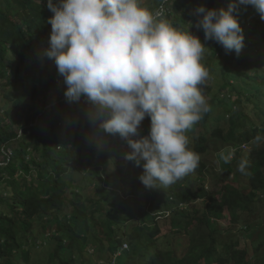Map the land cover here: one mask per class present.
<instances>
[{
  "label": "trees",
  "instance_id": "16d2710c",
  "mask_svg": "<svg viewBox=\"0 0 264 264\" xmlns=\"http://www.w3.org/2000/svg\"><path fill=\"white\" fill-rule=\"evenodd\" d=\"M162 2L165 1L158 0ZM166 2L162 14L177 28L194 24L198 19L194 10L201 5L209 9L228 6L226 0ZM53 16L47 0H0V264H15L17 258L28 264L30 249L43 244H54V248L37 264H91L85 248L92 231L96 237H105L107 243L104 251L107 260L97 264H110L123 243L128 247L115 258V264H264V209L258 211L261 217L248 219L242 225L241 237L249 240L243 247L230 228L220 229L222 220L234 223L241 216L255 215V206L264 203V144L252 142L258 134L264 135V108L257 102L260 93L264 96V50L254 59L244 52L237 55L234 50L222 56L224 49L219 43L204 41L202 29L189 27L209 47L203 63L213 78L215 90L205 93L211 110L187 133L190 147L200 154L199 166L166 191L167 202L174 206L166 207L173 210V216L169 218V233H165L157 221L162 213L157 211L158 207L153 205L139 214L134 211L141 209L139 205L130 203L132 192L145 187L138 179L144 161L141 166L135 161H128V165L123 162L119 144L108 141L113 135L98 127L108 118L106 112L96 113L83 100L63 99L67 86L54 59L44 55L51 34L47 20ZM238 19L246 30L257 29L256 35L264 44V20L254 7L240 5ZM249 44L256 43L252 40ZM219 56L220 61L215 63ZM16 60L21 62L19 67ZM28 69L36 72L19 77V73ZM16 79L22 82L9 91L7 87ZM236 80L249 84L243 88L245 94L256 99L251 108L252 114L260 111L258 121L246 111L240 90L231 83ZM50 81L61 84L65 90L59 97L48 96L50 100L45 102L48 110L43 109L30 126H17L16 119L8 112L4 114L3 104L18 107L27 101L34 102L45 94ZM230 98L232 101L228 103ZM216 106L224 108L228 116L226 130L219 124V118L212 121ZM3 116L9 120L5 122ZM27 130L30 132L26 133ZM139 130L135 138L149 133L150 117H145ZM211 138L230 145L223 149L226 154L230 148L251 146L245 156L250 166L248 174L242 175L243 180L238 181L241 173L237 169L232 176L234 181L230 182L233 169L223 163L226 178L220 181L217 190L205 188L204 155ZM93 157L98 161L93 163L90 174L94 183L101 181L99 188L107 195L105 202H91L82 192L83 185L74 178L76 170H87ZM194 174L196 187L187 189L186 183ZM119 182L127 189L123 198L115 191L102 192L112 185L119 188ZM195 200L206 201L202 214L194 206L186 211L184 205ZM136 215L138 223L126 231L127 223ZM183 237L187 241L179 249Z\"/></svg>",
  "mask_w": 264,
  "mask_h": 264
},
{
  "label": "clouds",
  "instance_id": "9594fccd",
  "mask_svg": "<svg viewBox=\"0 0 264 264\" xmlns=\"http://www.w3.org/2000/svg\"><path fill=\"white\" fill-rule=\"evenodd\" d=\"M240 5L254 7L264 20V0H229L226 9L201 5L187 28L174 26L147 0H47L54 16L47 20L44 55L54 59L67 101L83 100L108 114L98 127L127 141L126 160L144 161L138 179L146 188L169 187L199 166L187 133L211 110L203 63L209 47L188 29H202L204 41L239 55L245 39ZM145 117L149 133L132 139ZM252 142L264 144V135ZM233 152L223 157L226 163ZM249 166L242 158L238 171L247 175Z\"/></svg>",
  "mask_w": 264,
  "mask_h": 264
},
{
  "label": "rangeland",
  "instance_id": "374dc122",
  "mask_svg": "<svg viewBox=\"0 0 264 264\" xmlns=\"http://www.w3.org/2000/svg\"><path fill=\"white\" fill-rule=\"evenodd\" d=\"M165 2L162 3H158V0H147V3L149 5L150 8H152L155 11H159L161 13L164 12V10L166 9L165 5H167L166 0H164ZM229 3V0H226V4ZM227 8V6H226ZM225 8V9H226ZM242 11V10H241ZM246 26H248V24H246ZM242 29H243V33H244V47L242 49V52L245 53V55L250 58V59H254L256 55H258V53L260 51L264 50V44L260 41L259 37L256 35V31L257 29H248L246 30L244 28L243 25H241ZM247 34H249L247 36ZM251 35V36H250ZM254 40V42L256 43L255 45L253 44H249L250 41ZM222 47V46H221ZM224 54L222 56L225 55V50ZM216 57V60H214V62H219L221 57ZM17 66L19 67L21 62L19 60H16ZM207 64V63H206ZM45 69V67H44ZM232 69V68H231ZM36 72V70L33 69H28L26 71H22L19 77H28L32 74H34ZM232 73V72H231ZM22 81L20 79H16L14 80V83L11 84V86L7 87L10 90H14L17 89V87L19 86V84ZM232 84H234L236 86L237 90H240V97L244 100V102L246 103L247 106V110L248 112H250V115L253 117H251V119H255V121L259 120V117L261 116V113L259 110L255 111V113L252 114V103H254V101L256 99L250 97V94H245L244 92V88L243 86H249V84L246 83H241L239 82V80H236L235 82H231ZM45 88H47V91H45V94L43 93L41 95V97L39 99H37L36 101L32 102V101H27L25 103H22L21 105H19L18 107H14L12 105V103H5L2 105V110L5 114V112H8L14 119L17 120V126L19 125H24V126H29L31 121L35 122V120L38 118L39 114L41 113V111L43 109L48 110V107L45 105V102L47 100H50L48 97L50 94L51 96L53 95L54 97L57 96L59 97V94L62 93L65 88L64 86H62L61 84H57L55 82H49L48 85L45 86ZM3 90V89H2ZM211 90H215V86H214V81L212 76L210 75L208 81L206 82V86L204 88V92H210ZM231 90V89H229ZM228 90V92H230ZM263 90V89H262ZM262 90H259L260 92ZM227 92V93H228ZM223 96V95H222ZM248 97L249 100L245 99ZM63 99H66V97L64 96ZM231 98H230V102L231 103ZM257 102H258V106L263 105L264 108V96H262V94L260 93L259 96H257ZM228 108L230 109V106H228ZM227 108V109H228ZM233 108V107H232ZM234 108L232 109L233 112ZM213 112V116H215L214 118H212L213 122H217V118L220 119L219 124H221L223 126V128L226 130L228 128V116L225 115L224 113V108L223 110L220 108V106H216L214 108ZM231 112V113H232ZM223 113V115H222ZM221 114L220 116H217ZM8 116L3 118H6L5 122H7L9 119L7 118ZM140 131V130H139ZM142 136H139L137 138H135V136L131 137L132 139H139ZM108 141L110 143H114L119 144L120 150L122 151V160L123 162H125L128 165V161L126 160L125 154L130 152L131 149L129 148L127 141L125 139H122L118 134L115 136H112L111 138H108ZM230 145H226V143L222 142L219 139H214L211 138L208 141V150L204 155V160L207 164L206 169L203 172V180H204V186L207 190H217V188L220 185V181L225 179L227 176V170L224 166L223 163H226L225 160L223 159L224 156H228L230 154V152H232V150H234V152L232 153V158L229 162H227V166L233 170L231 174H230V182L234 181L232 180V176L233 173L238 169V164L239 161L242 158H245V156L247 155L248 151L250 150L249 145H242L240 147H234V148H230V152L228 154H226V150L224 151L223 149H226V147H228ZM91 160V158H89ZM97 159V158H96ZM96 159L93 157V159L91 160V164H88L89 166L87 167V170L85 172H82L80 170H76L74 172V178L76 183L78 184H82L83 185V189L82 192L84 195H86L88 198H90L91 202H94L96 200H102L103 202L106 201V193H101L100 190V184L101 181L99 183H94L92 181V175L90 174L92 169H93V163L96 162ZM98 161V159H97ZM238 171V170H237ZM118 175V174H117ZM196 174H194L191 179L189 180V184L186 183V187L187 189L190 188V190H194L195 186V179H196ZM243 180L242 174H240V178L238 179V181ZM119 184V188L115 187V185H112L111 187L105 188L102 190V192L108 191L110 192V194H112V192L115 191V194L119 197H122L123 191H127V189L122 186V183ZM234 185H237L236 183H234ZM168 187H164L161 189H157V188H146L143 187L141 190H137V191H133L132 194L129 196V198H132V200H130L132 206H135L136 204L139 205V207L141 209H135V213H139L141 211H149L150 208L153 205L155 207L153 208H157V211H161V217L157 219L160 229L162 232L165 233H169V230L171 228L170 225V220L169 218L173 216L172 209L166 210L169 205L174 206V204L168 203L167 199H166V191H167ZM129 193V191L127 192ZM123 198V197H122ZM114 200V199H113ZM115 201V200H114ZM205 203L206 201H202V200H195L192 203H188L185 204L184 207L186 206V211H191L192 207L194 206L195 208L199 209V213L198 214H202V211L204 210L205 207ZM170 207V208H171ZM264 209V203H260L257 207L255 206L254 208V212L255 215L249 214V215H245V216H241L240 218H238L237 220H235L234 223L230 222L228 219L222 220V222L220 223V229L223 230V228H230L234 234L235 238L240 239V246L243 247L245 246V244L247 243V241L244 238L241 237V233L243 231L242 229V225L244 224V222H246L248 219H252L255 220L259 217H261V215L259 214L258 211H263ZM139 211V212H138ZM152 212L154 213L155 210L152 209ZM138 214V215H139ZM170 214V215H169ZM138 215H136L133 219H131L128 223H127V228L126 231H131L136 224L138 223ZM148 222H150V219L147 220ZM183 234V233H181ZM105 237H96V235L93 233V231L90 233V235L88 236V240H87V247L85 248V254L90 256L91 259V264H97L100 263V261H106L107 260V254L104 253V251H106V247H107V243L104 240ZM181 243L179 244V249H183L184 248V243L185 241H187L186 237H183L180 239ZM47 241V240H45ZM54 248V244L49 245V244H43L41 247L37 248V249H30V253H31V261L28 264H37L39 260H45L46 258V254H48V252ZM121 259V257L118 258V261ZM19 260V262H18ZM15 264H25L24 261L20 260L19 258H17V261L15 262Z\"/></svg>",
  "mask_w": 264,
  "mask_h": 264
},
{
  "label": "built area",
  "instance_id": "2783aa9c",
  "mask_svg": "<svg viewBox=\"0 0 264 264\" xmlns=\"http://www.w3.org/2000/svg\"><path fill=\"white\" fill-rule=\"evenodd\" d=\"M29 132L30 131H28V130L26 131V133H29ZM20 134H21V132H20ZM127 247H128V244L127 243H123L122 246L113 254V257H112V259L110 261V264H115V262H116L115 258L118 257L123 250L127 249Z\"/></svg>",
  "mask_w": 264,
  "mask_h": 264
}]
</instances>
